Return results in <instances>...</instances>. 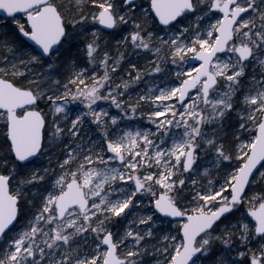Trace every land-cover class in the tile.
<instances>
[{"label":"snow or ice","instance_id":"snow-or-ice-1","mask_svg":"<svg viewBox=\"0 0 264 264\" xmlns=\"http://www.w3.org/2000/svg\"><path fill=\"white\" fill-rule=\"evenodd\" d=\"M0 13V264H264V0Z\"/></svg>","mask_w":264,"mask_h":264},{"label":"water","instance_id":"water-1","mask_svg":"<svg viewBox=\"0 0 264 264\" xmlns=\"http://www.w3.org/2000/svg\"><path fill=\"white\" fill-rule=\"evenodd\" d=\"M0 15L2 16L3 14H2V13H0Z\"/></svg>","mask_w":264,"mask_h":264},{"label":"rangeland","instance_id":"rangeland-1","mask_svg":"<svg viewBox=\"0 0 264 264\" xmlns=\"http://www.w3.org/2000/svg\"><path fill=\"white\" fill-rule=\"evenodd\" d=\"M142 87V86H141Z\"/></svg>","mask_w":264,"mask_h":264}]
</instances>
